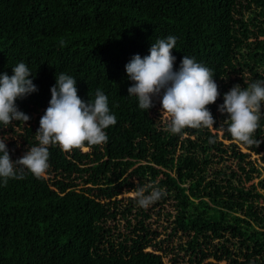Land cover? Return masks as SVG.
<instances>
[{
    "label": "trees",
    "instance_id": "obj_1",
    "mask_svg": "<svg viewBox=\"0 0 264 264\" xmlns=\"http://www.w3.org/2000/svg\"><path fill=\"white\" fill-rule=\"evenodd\" d=\"M168 36L174 70L188 56L213 71L214 129L172 134L160 98L144 110L128 95L125 65ZM20 62L38 91L16 100L29 121L0 123L13 160L38 146L60 73L85 102L103 91L117 123L105 144L49 146L45 178L0 180V264H264V168L250 158L264 113L246 146L218 111L234 85L264 80V0H0V74ZM149 184L165 195L140 207Z\"/></svg>",
    "mask_w": 264,
    "mask_h": 264
},
{
    "label": "clouds",
    "instance_id": "obj_2",
    "mask_svg": "<svg viewBox=\"0 0 264 264\" xmlns=\"http://www.w3.org/2000/svg\"><path fill=\"white\" fill-rule=\"evenodd\" d=\"M177 38L168 36L157 39L143 58L135 54L125 65L128 78L134 83L128 88V95L138 99L140 109L149 110L154 106L153 98H160L162 113L171 117L166 129L180 134L185 128H213L215 120L208 105L214 104L220 95L213 71L196 62L195 58L184 56L179 70H174L176 57L172 50ZM13 74H0V123L5 126L13 121L27 122L30 117L16 105L37 92L30 68L20 62L12 67ZM76 79L65 73L56 75V83L50 88L51 99L44 115L40 118L36 132L38 146L28 149L25 154L13 160L5 141L0 140V180L6 185L9 179L22 180L25 171L37 179L46 177L50 165L49 146L59 145L62 151L70 152L84 146L107 143L106 129L117 123L111 113L108 97L99 88L95 99L85 102L77 94ZM223 103L218 111L227 114V131L238 143L246 146L259 145L253 134L260 127L259 120L264 102V80H257L247 87L234 85L224 93ZM210 142H212L210 140ZM164 191L154 185L136 190V202L148 207L159 200Z\"/></svg>",
    "mask_w": 264,
    "mask_h": 264
},
{
    "label": "rangeland",
    "instance_id": "obj_3",
    "mask_svg": "<svg viewBox=\"0 0 264 264\" xmlns=\"http://www.w3.org/2000/svg\"><path fill=\"white\" fill-rule=\"evenodd\" d=\"M217 113H216V111H214V115L217 117L216 118V121L218 122V124H220L221 126H223V122H220V120H219V117L216 115ZM212 129H214V127L212 128ZM214 131V130H213ZM218 135L220 136L221 135V130H219L218 131ZM224 142H226V141H224ZM242 149V151H245V152H247V150L245 149V148H241ZM261 157H264V154L263 153H260V154H252V153H250V158L252 159H256V162L262 167V168H264V159L263 160H261ZM256 180L257 179H254L253 181L254 182H256ZM170 257V255L169 256H167V257H165L163 260L167 263V262H169L168 261V258Z\"/></svg>",
    "mask_w": 264,
    "mask_h": 264
}]
</instances>
